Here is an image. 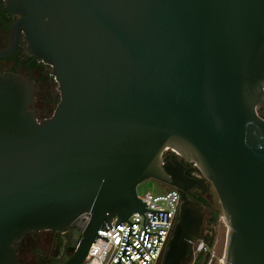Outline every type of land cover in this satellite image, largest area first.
<instances>
[{
    "label": "water",
    "instance_id": "95a60500",
    "mask_svg": "<svg viewBox=\"0 0 264 264\" xmlns=\"http://www.w3.org/2000/svg\"><path fill=\"white\" fill-rule=\"evenodd\" d=\"M19 14L0 59L51 66L55 113L30 110L35 80L0 72V264L27 231L81 227L82 264L102 228L149 210L138 184L214 185L228 226L217 264H264V0H0ZM118 218L113 223L112 220ZM203 216L184 197L161 264H184ZM143 242L149 234L145 226ZM155 244V245H156ZM157 246V245H156ZM156 246L153 250L155 252ZM143 256L141 251L135 246Z\"/></svg>",
    "mask_w": 264,
    "mask_h": 264
},
{
    "label": "flooded vegetation",
    "instance_id": "af4514ba",
    "mask_svg": "<svg viewBox=\"0 0 264 264\" xmlns=\"http://www.w3.org/2000/svg\"><path fill=\"white\" fill-rule=\"evenodd\" d=\"M19 17V14H11L0 8V48L9 44V31L13 22L17 21ZM27 45L28 41L23 34L19 42V49L14 52V55L0 59V72L18 73L29 80H35V99L29 108L36 113L39 120H42L55 113L61 91H59L58 82L51 72V66L37 56L28 53ZM259 113L264 117V106L259 110ZM174 157L182 161L184 170L189 177L202 180L207 189L201 186L190 189L186 184H182L180 187L157 181L163 190L176 187L181 194V203L186 197L192 207L195 206L200 210L203 219L198 233L202 234L204 227L202 204L205 200H209L207 195L213 190L214 185L192 163L174 151H169L165 159L173 160ZM81 236L82 229L78 226L70 227L66 232L45 228L27 231L14 243L17 253L15 264H62L76 251Z\"/></svg>",
    "mask_w": 264,
    "mask_h": 264
},
{
    "label": "built area",
    "instance_id": "2783aa9c",
    "mask_svg": "<svg viewBox=\"0 0 264 264\" xmlns=\"http://www.w3.org/2000/svg\"><path fill=\"white\" fill-rule=\"evenodd\" d=\"M192 165L200 170L194 162ZM141 198L148 203L147 206L149 210L157 209L169 211L168 220H153V212H144L146 215L145 226H147L148 232H161L157 244L156 241L159 236L157 233L149 234L147 244H145L142 241L146 230L145 226H143L144 215L139 211H135L128 220L131 223H135L140 219L139 222L131 225V232H137V234H130L128 242L137 246L148 262L145 261L140 252L133 245L127 244L126 252L135 264H161L168 248V242L175 229V224L178 221L181 208V194L180 191L174 187L155 192V194L146 192ZM117 219L118 218L112 220V222L116 223L115 221ZM129 225V222L123 220L116 228L112 227L107 231L101 228L99 234L109 237V240L107 241L102 237H97L96 241L92 242L91 248L82 264H116L118 258L125 249V242L130 229ZM188 244L189 252L184 264H194L196 256L199 253L205 252L210 254L211 252L210 244H208L206 238L198 232L191 236L188 240ZM155 246L156 250L153 252ZM120 263L133 264L127 254L122 255ZM206 264H212L211 260H208Z\"/></svg>",
    "mask_w": 264,
    "mask_h": 264
},
{
    "label": "rangeland",
    "instance_id": "374dc122",
    "mask_svg": "<svg viewBox=\"0 0 264 264\" xmlns=\"http://www.w3.org/2000/svg\"><path fill=\"white\" fill-rule=\"evenodd\" d=\"M138 194L142 197L146 192H151L155 194V192L162 191V187L159 185L156 179H148L138 184ZM207 198L211 201V204H214L215 209L219 212V217L216 221L211 222L210 218L212 217V213L210 212L209 208L202 204V211L204 214L203 220V230L202 234L205 238L208 233H214V241L213 245L211 246V252L209 260H211L212 264H217L223 247L225 245V241L227 238L228 226L222 219L223 216V207L219 201L218 194L213 188V190L207 195ZM207 240V239H206ZM208 256L207 253L201 252L196 256L194 264H205V259Z\"/></svg>",
    "mask_w": 264,
    "mask_h": 264
},
{
    "label": "trees",
    "instance_id": "16d2710c",
    "mask_svg": "<svg viewBox=\"0 0 264 264\" xmlns=\"http://www.w3.org/2000/svg\"><path fill=\"white\" fill-rule=\"evenodd\" d=\"M203 204L206 205L209 208L210 212L212 213V217L210 218V221L211 222L216 221L219 217V212L215 209L214 204H211L210 200H205ZM206 239H207V243L210 244V246H212L214 244L213 243L214 233L210 231V233L206 235ZM209 257L210 255L208 254V256L205 259V264L209 260Z\"/></svg>",
    "mask_w": 264,
    "mask_h": 264
},
{
    "label": "bare ground",
    "instance_id": "6f19581e",
    "mask_svg": "<svg viewBox=\"0 0 264 264\" xmlns=\"http://www.w3.org/2000/svg\"><path fill=\"white\" fill-rule=\"evenodd\" d=\"M222 219H223V221H224V218H223V216H222Z\"/></svg>",
    "mask_w": 264,
    "mask_h": 264
}]
</instances>
